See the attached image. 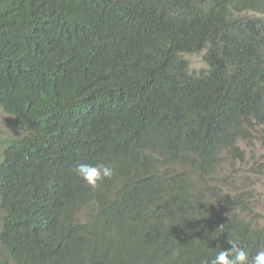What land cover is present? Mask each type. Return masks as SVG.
<instances>
[{
	"label": "trees",
	"instance_id": "trees-1",
	"mask_svg": "<svg viewBox=\"0 0 264 264\" xmlns=\"http://www.w3.org/2000/svg\"><path fill=\"white\" fill-rule=\"evenodd\" d=\"M0 107L26 131L0 162L14 264H211L230 240L251 264L264 249L222 172L264 129V0H0ZM78 163L114 175L92 188Z\"/></svg>",
	"mask_w": 264,
	"mask_h": 264
},
{
	"label": "rangeland",
	"instance_id": "rangeland-1",
	"mask_svg": "<svg viewBox=\"0 0 264 264\" xmlns=\"http://www.w3.org/2000/svg\"><path fill=\"white\" fill-rule=\"evenodd\" d=\"M247 16H253L251 13L244 14ZM204 52L199 54L185 55V59L190 64V72L198 73L202 69L206 68L203 56ZM26 131L23 127L19 126L15 119L7 114L0 107V162L1 153L7 145L12 141H17L25 136ZM239 146L242 149L245 163L237 167L238 173H234L227 165L222 167V172L225 175H229L230 178L235 177L238 182L235 183V187L232 188L235 192H241L247 190L246 196L253 204V210L258 216V220L261 226L264 227V174L253 177L251 181H244L241 175L252 174L253 171L250 168L254 167L257 170L264 172V129L256 134V137L248 142H240ZM233 192V193H235ZM2 212L0 210V224H1ZM0 256L6 258V254L0 247ZM2 261V260H0Z\"/></svg>",
	"mask_w": 264,
	"mask_h": 264
},
{
	"label": "clouds",
	"instance_id": "clouds-1",
	"mask_svg": "<svg viewBox=\"0 0 264 264\" xmlns=\"http://www.w3.org/2000/svg\"><path fill=\"white\" fill-rule=\"evenodd\" d=\"M19 126H21V124ZM75 171L79 175V177L92 188L99 187V185L105 179H110L114 175V169L104 164L92 165L78 163L75 167ZM186 207L187 206H185V204L181 201V208L184 209ZM154 214L155 216L164 215L160 213ZM156 220L157 218L154 222H156ZM142 231L149 233L150 236L154 239H157L159 237V233L156 226L145 227L142 229ZM228 243L231 245V247L227 250L223 249L219 251L215 255L214 259L211 260V264H249V251L246 250L244 247L239 246L236 241L230 240L228 241ZM0 247L4 253L7 252L6 249L1 245V243ZM0 260H2V262L5 264H14L10 257L4 258L0 256ZM251 264H264V249H261L256 252L254 257H252Z\"/></svg>",
	"mask_w": 264,
	"mask_h": 264
},
{
	"label": "bare ground",
	"instance_id": "bare-ground-1",
	"mask_svg": "<svg viewBox=\"0 0 264 264\" xmlns=\"http://www.w3.org/2000/svg\"><path fill=\"white\" fill-rule=\"evenodd\" d=\"M205 53V52H204ZM187 55V54H186ZM189 55V54H188ZM204 57V56H203ZM190 72V71H189Z\"/></svg>",
	"mask_w": 264,
	"mask_h": 264
}]
</instances>
